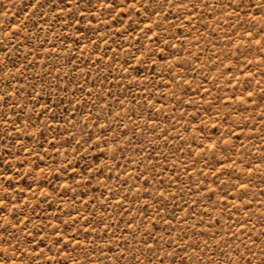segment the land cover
<instances>
[{
    "label": "rangeland",
    "instance_id": "374dc122",
    "mask_svg": "<svg viewBox=\"0 0 264 264\" xmlns=\"http://www.w3.org/2000/svg\"><path fill=\"white\" fill-rule=\"evenodd\" d=\"M181 2L0 0L12 264H260L264 0Z\"/></svg>",
    "mask_w": 264,
    "mask_h": 264
},
{
    "label": "snow or ice",
    "instance_id": "6c2138e0",
    "mask_svg": "<svg viewBox=\"0 0 264 264\" xmlns=\"http://www.w3.org/2000/svg\"><path fill=\"white\" fill-rule=\"evenodd\" d=\"M103 2H104V0H101V3H103ZM157 2H158V0H157ZM164 2L166 4H168V5H170L171 7H187V4L183 3V2H181V3H173V0H164ZM110 6H112V5H110ZM133 6H134V4H133ZM33 7L42 8V7H44V5L41 3V0H35V3L33 4ZM140 7L142 9H144L145 11H147V8L151 7V4H147L146 5L145 3H141ZM256 7H259L260 9L264 10V3L258 4V5H256ZM57 8L60 11H64L65 10L63 8H59L58 5H57ZM261 15H264V11L261 12ZM150 27H151V25H149V28ZM145 35L147 36V33ZM5 47H7V45H5ZM5 56H7V52H5ZM6 69H7V63L6 62H0V73L5 72ZM8 95H9V93H7V92H5L3 95H0V101H5V103H7V100L5 98ZM249 95H251V93H249ZM5 122L6 123L8 122L6 118H5ZM98 127H99V125H98ZM97 147H98V145H97ZM261 162L264 163V159H262ZM242 186H244V185H242ZM2 210H3L2 201H0V211H2ZM157 214H159V213H157ZM134 222L135 221L130 222L129 226H131V223H134ZM4 232L5 233L8 232V228L7 227L4 228ZM53 234L55 235L56 233L54 232ZM262 235H264V234H262ZM148 239H153V240L155 239L154 237H152L151 232H149L148 236L145 238L144 243H145L146 246H148L147 245V240ZM60 242H61L60 240H56L55 244H60ZM5 243H8V242L5 241ZM155 243L157 244V246H159V241H155ZM241 243H244V241H241ZM70 246L71 245H66L64 251L66 252L67 248L70 247ZM227 246H228L227 241H225V247H227ZM9 247H12L11 244H9ZM205 247H208L207 243H205ZM49 250L51 251V249H49ZM73 250H75V249H73ZM13 251H15V249H13ZM161 251H163L162 248H161ZM166 255H171V253H166ZM239 255L240 254L237 253V256H239ZM249 255L255 257V256H257V253L249 250ZM0 257H4L3 260H0V264H12V261L7 258V250L6 249H0ZM259 257H261L260 264H264V247L260 248ZM134 259L138 260L139 258L138 257H134ZM245 259H247V258H245ZM85 260H87V256H85ZM65 264H67L66 261H65ZM88 264H92V262L88 261ZM148 264H152V261L150 259H149ZM159 264H164V260L160 259L159 260ZM172 264H175V261H173ZM228 264H231V261H229ZM247 264H253V260L247 259Z\"/></svg>",
    "mask_w": 264,
    "mask_h": 264
}]
</instances>
